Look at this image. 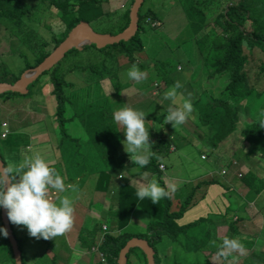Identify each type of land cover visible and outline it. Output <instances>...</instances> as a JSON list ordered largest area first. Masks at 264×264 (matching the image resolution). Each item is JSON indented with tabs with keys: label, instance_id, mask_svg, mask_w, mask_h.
Returning a JSON list of instances; mask_svg holds the SVG:
<instances>
[{
	"label": "rangeland",
	"instance_id": "obj_1",
	"mask_svg": "<svg viewBox=\"0 0 264 264\" xmlns=\"http://www.w3.org/2000/svg\"><path fill=\"white\" fill-rule=\"evenodd\" d=\"M21 1L23 5L32 3V0ZM35 1L32 3L34 8L31 9V13L24 16L22 26H13L6 22L0 23V83L11 84L14 78L18 77L19 79L23 73L37 67L35 66V60L40 52L49 50L47 51L48 57L71 31L63 38V30L66 25L65 22L64 25L61 22L62 12L48 0ZM85 1L83 0V4H80L81 0H74L68 4L66 11L71 15L74 13L72 16L68 15L69 23L73 20L79 21V23L88 21L89 23H86L89 24L95 33L103 35H115L122 31L121 28L127 22V18H129L128 12H130L133 3L132 0H96V3L100 5L99 8L98 5H90ZM203 1L208 0L143 1L138 13L141 16L140 25L143 24V29L139 34L142 50L134 63L138 65L141 71L146 73V77L139 84L128 79L126 73L134 63H130L120 53L118 48L112 46L115 44L101 48L96 47L94 44H84L69 50L50 70L41 74L37 81L29 86L28 94L19 95L15 93V95L7 99L1 97L6 92L4 94L1 93L0 123L3 121L7 122L8 129L11 132L6 139L0 140V152L4 159L8 161L15 158L13 149L4 141L13 142L18 137L24 138L26 142H16L21 147H18L17 161L23 159L25 155L39 153L49 162L51 167L55 164L49 159L54 158L55 163H61L62 170H58L61 175L64 172L70 179L79 175L82 181L86 179L85 175L88 176L91 182L90 186L85 190L80 183L74 180V185L78 190L76 192L71 191L73 201L79 200L80 197H82V201L84 199L85 201L94 200L92 180L98 181L99 177L103 178V191L106 192L109 174L116 176L119 172H123V169L113 168L109 162L110 160L103 161L99 158V151L102 145L95 142L94 137L95 134L101 136L105 131L101 130L99 126L95 127L93 121L96 120H87L78 113L74 106L80 105L82 113L87 111V106L94 104L98 111L104 112L106 109L102 108L103 92L106 95H114L118 88L115 85L123 84L121 90H125V92L131 89L137 92L141 91L143 104L138 103L140 100H137L136 95L128 99L126 96L125 103L127 100L129 107L144 112L146 127L149 128V131L160 133L162 130L168 134L170 128L163 122V118L164 112L167 115V109L171 102L164 99V93L175 81L179 80L183 83L184 88L181 91L184 92L185 96L191 93L192 103L198 101L203 104L206 97L222 99L221 94L226 86V79L223 75L217 78L209 75L208 70L205 68V66L208 68V65L204 63V61L208 60L205 58L206 54L202 53L201 47L205 46L204 50L207 53L208 46L212 47L213 41H219L220 37L227 36L221 32L222 28L218 21L219 13L225 7H229V3L235 4L238 0H209V4H205ZM248 3L254 4V0H249ZM261 6L262 0L259 2V7ZM193 8H200L198 13L202 16L196 15L197 11ZM188 9H190V14ZM100 11L101 14L99 15ZM145 11H149L147 17ZM97 15L99 17L96 19ZM151 15L152 20L150 19ZM153 22L157 23V26H151ZM197 23L204 27V30L196 34L195 25ZM61 39L62 41L57 46H54ZM45 43L47 45V47L45 45L46 48L43 47ZM50 73L55 74L52 76ZM56 74L64 76L63 90H65L69 98L67 107L74 109L75 112L73 119L66 118L69 125L64 123V114L59 121L54 116L56 101L53 96V83L49 81V77H56ZM128 84L130 86L126 87L125 85ZM71 85H73L71 92L76 95L74 97L69 92ZM37 95L43 97L48 108V114L45 113L46 115L44 116V113L39 112L37 108L38 100L41 99ZM180 103L181 101L178 100L176 106H179ZM229 105L230 107L235 106L232 102H229ZM263 105V96L258 97L255 92H252L250 96L236 106L240 118L239 121H243L242 123H247L250 120L259 121L261 113H264ZM193 107L195 109L193 113L195 118L190 116L184 125L173 129L176 132L174 134L175 138L170 137L173 139V144L175 142L178 148L183 147L184 142L187 146L184 147L182 152L178 150L173 153L175 157L165 155L161 159L166 165L170 166L172 174L182 176L183 180H187L188 175L186 176L184 173L188 174L190 173L189 171L195 169L198 174L201 167L209 166L208 177H219L220 171H227L228 168L232 167L231 163L233 161L239 164L237 167L239 174L242 168L253 170L257 168L258 172L254 171L256 174L260 172L264 174V153L249 154L248 144L244 141L245 132L235 135L239 141V149L236 150L234 155L232 153L235 151V145L231 143L227 145L221 142L219 144L220 148L215 150V152L204 151L203 146L211 143L209 138L213 133L207 132L206 128H204L205 131L198 130L200 127V123H196L199 110L198 103H195ZM260 107L261 111L258 109ZM96 112L94 111V114ZM154 115L157 118L155 122L151 120ZM245 119L248 120L244 121ZM87 122L91 123L87 124ZM2 125H5V123H2ZM2 130L3 128L0 125V133ZM41 131L43 133H38ZM34 132H37L41 140L37 145L32 141L33 145L31 142H27L30 137L29 134ZM24 143H27L28 146H23ZM154 143L157 146V143ZM79 151L86 153L88 158L80 159V154L77 153ZM120 151L121 149L119 148ZM203 152L204 154H202ZM61 153H64L65 157L63 162L61 157L60 159L57 158ZM120 154L124 164L129 163V161L127 162L128 157L125 151L124 153L120 152ZM202 155L205 156L204 161L201 160ZM101 172H103L102 175L100 174ZM134 172L137 171L130 169L127 174L130 175ZM227 179L234 180V184L238 183V178L232 175L231 169L227 171ZM52 191L50 198L58 203L59 198L64 193L59 197H55ZM183 192V197H177L179 203L173 207V213L184 205L190 194L189 187ZM193 198H195V201L203 200L206 203L209 196L207 193L204 194L197 190L193 193ZM250 199H256L255 195L251 196ZM260 199L264 201V192ZM193 203L194 199L188 200V204ZM95 206L100 208V210L93 211L91 208L85 207V205L80 208L79 206L75 207L72 228L62 236L55 238V240L45 241L31 238L26 228L13 225L17 238L23 243L22 252L25 264H29V262H33V264H102L97 251L92 252L91 248L77 247L76 240L80 234L84 237H91L93 241H98L106 233L111 235H118L123 232H131L135 235L146 233L149 221H141L143 220L142 217L136 216L134 220L137 223L131 221L132 223L121 228L123 225L117 223L116 208L108 209L100 204ZM200 209L196 211L185 208L184 214L179 218V220L183 219L185 222L181 224L177 218L176 226L188 223L187 219H191L193 212L201 211L198 215H203L204 206L202 205ZM207 209L212 210L213 206L209 204ZM137 210L144 212L142 206L136 208L132 214V220ZM83 213L86 215L84 223ZM144 213L148 216L146 212ZM244 215L253 219L262 217V213L256 209L253 203L248 205ZM147 216H144V218L148 219ZM214 221L218 232H220L219 238H224L227 226L221 220ZM102 225L107 228L106 231L101 229ZM168 225L169 232L171 234L176 232L175 238L179 241L174 240L175 238L163 236L155 244L159 259H163L160 264L169 263L173 259L172 256L178 262L185 261L184 259L189 254L184 248V241L179 239V236L182 235L181 232L177 231L174 225L169 223ZM82 227L86 229V233L82 232ZM84 237H80V242L81 239L85 241ZM190 242H192V239H190ZM82 244L84 243L82 242ZM5 247L8 249L4 236L0 235V264H12L8 260L11 257L9 249L8 251L5 250ZM232 253L233 256L228 262L237 264L239 262V252ZM195 254V251L190 253L189 258H187L189 263L192 262L191 259H195ZM128 256L127 264H140L138 262V252L128 254ZM222 263H224V259Z\"/></svg>",
	"mask_w": 264,
	"mask_h": 264
},
{
	"label": "trees",
	"instance_id": "obj_2",
	"mask_svg": "<svg viewBox=\"0 0 264 264\" xmlns=\"http://www.w3.org/2000/svg\"><path fill=\"white\" fill-rule=\"evenodd\" d=\"M33 1L36 2L35 0H32V3ZM48 1L55 8L62 12L61 22L63 23V25L65 22L66 25L63 30L64 38L66 34L79 23V21L76 20H73L71 23H69L68 21V15L72 16L74 13L72 15L69 14L66 11L67 6L74 0ZM208 1L203 2L205 4H209L210 2L208 3ZM248 1L249 0H238L235 4L231 3L229 7H225V9L219 13L218 21L222 28L221 32L225 33L227 36L220 37L219 41H213L211 44L212 47L208 46L207 53L204 50L205 46L201 47L202 53L206 54L205 58L208 60L204 61V63L208 65V68L206 66L205 68L208 70L209 75L215 78L223 75L226 79V86L224 85L225 88L221 94L222 99H213L212 97H206L205 102L203 103L204 105L198 101L193 102V105L195 103H198L199 107V110L197 112L198 119L196 120V123H200V127L198 130L205 131L204 128H206L207 132L213 133L210 138L208 137L211 143H207L206 146L212 151H215L220 148L219 144L221 142L227 145L228 143H231L235 145V151L232 153L233 155L236 153V150L239 149V141L235 135L241 132L246 133L244 141L248 144V152L250 155H253L255 153H264V128H260V120H250L247 123H242L243 121H239L240 118L238 116V109L236 107L248 96H250L252 92H255L258 97L263 96L264 98V0H262L261 7H259L260 0H254V4H250L248 3ZM85 2H88L90 5H98V7L100 8V5L99 3H96V0H86ZM32 3L30 5H23L21 0H0V23L6 22L13 26H22L24 16L31 13V9L34 8ZM80 4H83V0H81ZM193 9L197 11L196 15L202 16L200 13H198L200 11V8ZM148 12L149 11H145L146 17L148 15ZM188 12L190 14V9H188ZM100 14L101 11L99 15ZM99 15H97L96 19L99 17ZM138 19V31L135 36L130 38L128 41H120V43L112 45L118 48L120 53L123 54L130 63H134L136 61L138 55L140 54V51L142 50L140 45L141 42L139 40V34L143 29V24L140 25L141 16L139 14ZM150 19L152 20V15ZM128 23L129 18H127V22L122 26V31L128 26ZM153 23H151V26H153ZM62 39L59 42L57 41L54 46H57L62 41ZM45 45L46 43L43 45V47H45ZM47 51L49 50H42L40 52L35 60V66L39 65L47 57ZM54 74L55 73H50V75L52 76ZM52 76L49 77V80L53 83V96L56 101L55 115L56 118L60 120L64 114L65 123L66 107L68 106L67 101L69 98L68 94L65 92V90H63L64 76L59 74H56V77ZM16 80H18V77L14 78V81H12V83H14ZM33 84L34 83H32L31 85ZM115 86L118 87L116 92L121 91V88H123V84H118ZM72 87L73 85H71V87L69 88V92L72 94V97H74L76 95L71 92ZM13 95H15V93L6 92L1 97L9 99ZM229 102L234 103L235 106L230 107ZM108 107V101L102 94V108ZM86 108L87 116L92 117L95 111L94 104H90ZM258 109L260 111L262 110L261 107ZM165 116L166 113L164 112V118ZM100 118L101 116L98 113L95 117V120H99ZM260 119H264V117L260 115ZM151 120L153 122L157 121L156 116L154 115L153 117H151ZM246 120L248 119H245L244 121ZM167 125L170 128L168 134H166L162 130L160 133L152 131V137H155L154 140L157 143L155 152L156 154H159L160 157L167 154V150L170 148L171 144H173V139L170 137L171 135H174L176 133L173 130L174 128L171 127V124ZM16 142V140L13 142L4 141V143H6L10 148L13 149V155H15V158L12 160L15 161H17V152L19 150ZM100 156L103 161H106L108 159L101 153ZM60 157L61 161L63 162L64 153H61ZM0 158L2 161L7 163V160L4 159L1 152ZM108 160H110L109 162L111 163L113 168L124 169L126 167L119 149L116 156L113 159ZM156 161L157 158L154 156L151 159L149 165H147L143 169L147 170V168H150L151 171L159 174L158 163ZM133 165L135 164L131 163L130 166ZM52 167H55L57 170H62L61 163H56ZM99 178L100 182L96 187V190L101 191L103 189V178ZM250 178L253 179L258 190L264 188V179L259 178L252 173H250ZM160 184L162 187H164L162 182H160ZM52 194L55 195V197H59L62 193H57L55 190H53ZM170 199V197L164 198L160 200L156 205H153L150 199H138L136 196L135 188L131 187L125 182L120 183L117 195V223L119 225L120 223L121 225H124L121 228L126 227L125 223H128L130 221L132 211L135 208H140V206L144 208V212L148 214V216L150 217V221L146 227L147 234L141 233L139 235H135L131 232H123L116 236L108 233L104 234L101 244H99L98 246L96 244L95 246H97L98 251L104 256L106 264H117L116 262L118 259L119 251L124 247L126 242L133 237L145 239L155 251V264L162 263L163 259H159L156 253L155 244L160 241L163 236L174 239L175 235H177L176 232L172 234L169 232L168 223L174 225L176 227V230L184 235V239L181 238L182 235L179 236V239L184 241V244H186L184 248L186 252H189V254H187V258H189V255L192 251L196 252L195 259H191V263L188 262L187 258L184 259L185 261L178 262L177 259L174 258V256H172L173 259L169 263L175 262L174 264H221L222 260L224 259V263L222 264H231L228 262V260L233 256V253H230L226 257H218L216 255L218 250L217 247H212L209 245L210 240H215L217 245H219L222 240L220 241L216 238L214 230H206L204 225L205 217L199 216L194 221H191V223L188 222L186 224L176 226L177 218L179 220V218H181V216L184 214L185 208H187L188 206V200L190 199H186L184 205L174 213L171 211L172 201ZM225 223L229 225L231 229H233L234 222L232 218H227ZM0 227H3L1 217ZM10 227L15 239L17 240L18 247L22 252L23 243L20 239L17 238L13 224L10 223ZM190 239H192V242H190ZM174 240L177 239L175 238ZM241 242L243 244L247 243V241L245 240H241ZM5 243L7 248L9 249V253L11 254V257L8 258V260L13 264L14 259L12 256L10 243L7 238H5ZM8 249H6L5 247V250L8 251ZM135 252L139 253L138 262L140 264H146V258L141 249L133 248L129 251L128 254H132ZM256 253V250L251 251V249L247 248L245 252L239 253V262L237 264H264V258L255 257ZM23 256L24 255L22 253V261L23 264H25ZM128 258L129 256L127 255V259Z\"/></svg>",
	"mask_w": 264,
	"mask_h": 264
},
{
	"label": "clouds",
	"instance_id": "obj_3",
	"mask_svg": "<svg viewBox=\"0 0 264 264\" xmlns=\"http://www.w3.org/2000/svg\"><path fill=\"white\" fill-rule=\"evenodd\" d=\"M126 75L129 80L137 84L146 77V73L141 71L135 63L131 65ZM183 88V83L177 80L164 93V99L171 102L164 123L171 124L174 129L184 125L190 116L195 118L191 93L185 96L184 92L181 91ZM178 100L181 103L176 106ZM261 116L264 117V113H261ZM113 120L123 129L125 139L121 143L132 163L138 165L139 168H145L154 156L157 159H162V157L157 156L155 151H152L153 143H150L149 128L146 127L144 112L123 106L114 112ZM259 124L260 128H264V119H260ZM5 138L0 136L1 140ZM201 159L205 160V156L202 155ZM237 164L238 162L235 161L231 163L232 167ZM227 171L221 170L219 177H207L202 182L206 184L217 183V179L227 174ZM241 175L238 174L239 177H242ZM123 177L122 173L121 178ZM137 184V198L140 200L150 199L153 205L164 198H168L170 192L175 191L173 184L169 183L166 187H162L155 176L149 179L148 173H144L143 178L138 180ZM52 190L57 193H65L68 190L76 192L78 189L75 185H66L65 177L55 167H51L49 162L39 153L25 155L19 161L0 162V207L6 210L8 221L13 225L26 228L31 238L45 241L55 240L73 226V199L69 195H63L57 203L50 198ZM201 193L205 194V190ZM147 220L141 221L146 222ZM0 235L7 238L9 233L7 229L0 227ZM103 235L98 242L103 241ZM209 245L217 247L216 255L218 257H226L232 252L243 253L246 251L240 238L224 237L219 245L215 240H210ZM16 264H23V261L17 260ZM29 264H33V262H29ZM102 264L104 263L102 262Z\"/></svg>",
	"mask_w": 264,
	"mask_h": 264
},
{
	"label": "crops",
	"instance_id": "obj_4",
	"mask_svg": "<svg viewBox=\"0 0 264 264\" xmlns=\"http://www.w3.org/2000/svg\"><path fill=\"white\" fill-rule=\"evenodd\" d=\"M158 22H160V21H158ZM202 30H204V27H201L197 23L195 25L196 34L199 32H202ZM188 77H189V75H188ZM128 85L130 86V84H128ZM128 85H126V87H128ZM135 92H137V91L132 90V89L127 91V92H125V90H121L119 92H115L114 95H106L103 92L104 97H106V100L108 101L109 107L105 108L106 111H104V112L98 111L97 108L94 107V110L97 112L92 117H90V119L87 116V111L81 113L82 108H80V105L74 106L75 109L78 110V113L81 114L83 117H85L87 120H95V117L98 113L101 116V118L99 120L93 121V123L95 124V127L99 126L101 130L105 131V132H103V134L101 136H97L95 134V137H94V141L97 143H100L102 145V147L100 148V151H99V158H101V156H100V153H101V154L105 155V157H107L108 159H113L116 156L119 148L121 149L120 152L124 153L123 145L121 143L125 139V137L123 135V129H121L114 122L113 114L119 108H121L123 106H128L127 100L125 103L126 96L128 99V98H131L134 95H136L137 100H140V101H138V103L143 104V101L141 100V94H142L141 91H139L137 93H135ZM37 96H38V98H41L40 100H38L37 108H38L39 112L44 113L43 114V116H44V115L48 114V112H47L48 108L45 105L43 97L41 95H37ZM54 116L56 117L55 114H54ZM74 116H75L74 109H72L70 107H66L65 120H66V118H72L73 119ZM72 119H71V121H72ZM2 123H5V129H7V131H8V134H7V136H8L11 133L10 130L8 129V124H7V122L3 121L0 123L1 127H2ZM67 123H68V121L65 122V124H67ZM89 123H91V122H87V124H89ZM68 125H69V123H68ZM79 128H80V125H79ZM38 133H43V132L41 131ZM149 135H150V143H153L152 151H155V149L157 147L156 145H154L155 144L154 143L155 137H152V132H150V131H149ZM29 136L30 137H29V140L27 142L32 141L34 144L37 145L41 141L40 136L37 135V132L30 133ZM171 137H174V135H171ZM16 141H18L17 143L26 142V140L24 138H20V137L16 138ZM32 142H31V144H32ZM23 146H28V144L24 143ZM186 146H187V144L184 142L183 147L178 148L176 146V143L174 142V144H171L170 148L167 150V154H165V155H171L172 157H175L173 153L177 152L178 150H180L182 152L184 147H186ZM18 147H20V145ZM203 148L205 149L204 151H207V150L210 151L211 150L210 148H208L206 146V144L203 146ZM58 153L60 154V152H58ZM64 153L66 154V152H64ZM77 153L80 154V159H82V160L88 158V155L86 153H83L82 151H79ZM125 154L128 157L127 162L129 161V163L126 164V167L123 169V172H119L116 176L109 174V179L107 181V182H109L108 183V189L106 190V192L103 191L104 186H103V189L101 191L96 190V187L99 185L100 178L98 181L94 179V180H92V185H93L92 193L95 195L94 200L85 201V199H84V201H82V197H80L79 200L73 201V207L74 208L77 206H79V208H80L82 205H85V207L91 208L93 211H98V210H100V208H97L95 205L100 204L102 207H106L108 209L116 208V210H117V195H118L120 183L125 182L128 185H130L131 187L137 189V187H138L137 181L143 178L144 173H148L149 179L152 176H155L159 182H162L164 187H166L169 183H171L175 186V191L170 192V196H169L171 198L170 200L172 201V205H171L172 209L176 204L179 203V200L177 199V197L178 198L183 197V195H184L183 191L187 187H189L190 194L187 197V199H191V200L194 199V203L188 204L187 208L189 210H196L197 211V210H201L200 208L203 205L205 210L203 211L204 212L203 215H198L201 211L193 212L191 219H189V220L187 219V222L191 223V221H194L199 216L205 217L204 225H205L206 230H209V231L214 230V232L216 234V238L221 241V240H223V238L222 239L219 238L220 232H218L216 223L214 221V220H221L224 223V225L227 226V231H226L224 237L240 238V240L247 241V243L244 244L245 249L249 248V249H251V251L256 250L257 253H256L255 257L264 258V201H262L260 199L261 195L264 192V188L258 190L255 186L253 179L250 178V173H252V174L258 176L259 178L264 179V174L262 172H260L259 174H256L254 172V171L258 172L257 168H255L254 170L249 169V168H242L241 173H240V174H242V177H239L238 176L239 173L237 170V167L239 164H237L236 166L232 167L231 170H232V175L236 176L238 178L237 179L238 183L234 184V180L227 179V174H225L223 177H220L217 179V183L206 184V183H203L202 181H204L208 177L207 171H208L209 166L201 167V170H199L198 174H197V170H195V169H193L192 171H189L190 173H188V174L184 173L186 176L188 175V178H187V180H183L182 176L172 174L170 166L166 165L163 161H161V159H157V161H156L158 163V167H159V165L164 166V170L158 169L159 170L158 173L160 174L159 175V174H156L155 172L151 171L150 168H147V170H144L143 168L142 169L139 168L138 165L130 166L132 163L130 160V157L127 153H125ZM202 154H204V152ZM165 155H163V156H165ZM157 156H159V154H157ZM163 156H161V157H163ZM57 158L60 159V155H58ZM49 160L54 162V164H56L54 158L49 159ZM202 161H204V160H202ZM198 165H199V163H198ZM130 169L136 170L137 172H134V173L128 175L127 172ZM102 173L103 172H101L100 174L102 175ZM122 173L124 175L123 178H121ZM62 176L65 177V184L66 185H68V184L74 185V180H75L76 182L80 183V185L83 187L84 190L90 186L91 180L88 178L87 175H85L86 179L84 181H82V179L80 178L79 175L76 176L75 178L70 179V177L67 174H64V172H63ZM197 190L199 192L205 190V194L207 193V195L209 196V199L206 201V203H204L203 200H196L195 201V198H193V193L196 192ZM64 195H69L72 198L71 190H68L67 192H65ZM253 195H255L256 199H250V197ZM201 199H203V198H201ZM250 203H253L254 206L256 207V209H258L262 213L261 218L253 219V218H250L249 216L244 215V213L247 210V207ZM209 204L211 206H213L212 210L207 209ZM134 210L132 211V214H133ZM132 214L130 217V221L128 223L127 222L125 223L126 225H128L129 223H132L131 221L136 222L134 220L136 216L142 217L143 220H145L144 216H147L144 212H140L137 210L134 213L133 220H132ZM85 216L86 215L84 214L83 223H84V221H86ZM147 218H148L147 222L150 221V218L148 216H147ZM227 218H232V220L234 222L233 229H231L230 226L225 223ZM184 222L185 221H183V219L179 220V223H181V224ZM102 226L104 227V225H102ZM102 226H101V229L103 231H106L107 228L103 229ZM82 232L86 233V229H84L83 227H82ZM114 236H116V235L114 234ZM80 237H84V236H81V234H80L77 237V240H76L77 247L79 246L80 248H85V249L91 248V251H92V248H94L98 242L96 240L93 241L92 238L89 236H85L84 237L85 241L83 239H81V242H80ZM181 238L184 239V235H182ZM90 241H92V242L90 243ZM82 242L84 244H82ZM92 252H95V251H92ZM98 257L100 259L99 252H98Z\"/></svg>",
	"mask_w": 264,
	"mask_h": 264
},
{
	"label": "water",
	"instance_id": "obj_5",
	"mask_svg": "<svg viewBox=\"0 0 264 264\" xmlns=\"http://www.w3.org/2000/svg\"><path fill=\"white\" fill-rule=\"evenodd\" d=\"M144 0H133L129 12L128 26L118 34L103 35L95 33L88 23L80 22L69 32L68 36L62 41L46 59H44L37 67L29 72H25L14 83H0V94L4 92L18 93L25 95L29 91V86L36 81V79L45 71L50 70L64 55L73 48H78L84 44H94L96 47L101 48L106 45L119 43L120 41H128L135 36L138 31V13ZM73 38H78V42L72 44ZM0 162H3L0 158ZM1 222L3 228L7 229L9 235L7 240L10 243L12 256L16 264L17 260L22 261V252L18 247L17 240L15 239L10 222L6 216V210L1 207L0 209ZM133 248H139L143 251L146 257V264H155L154 249L147 243L145 239L133 237L129 239L124 247L119 251L117 264H126L127 255Z\"/></svg>",
	"mask_w": 264,
	"mask_h": 264
},
{
	"label": "built area",
	"instance_id": "obj_6",
	"mask_svg": "<svg viewBox=\"0 0 264 264\" xmlns=\"http://www.w3.org/2000/svg\"><path fill=\"white\" fill-rule=\"evenodd\" d=\"M153 26H157V23H153ZM2 127L4 128L3 129V132L1 133V138H5L6 135L8 134V131L7 129H5V125H2ZM159 169L160 170H164V166L163 165H159ZM101 240L98 242L97 246L100 244ZM97 246H95L94 248H92V251H98V248ZM99 252V251H98ZM100 254V258H101V262H103L105 264V259H104V256L99 252Z\"/></svg>",
	"mask_w": 264,
	"mask_h": 264
},
{
	"label": "bare ground",
	"instance_id": "obj_7",
	"mask_svg": "<svg viewBox=\"0 0 264 264\" xmlns=\"http://www.w3.org/2000/svg\"><path fill=\"white\" fill-rule=\"evenodd\" d=\"M74 42H78V38H73L72 44H73Z\"/></svg>",
	"mask_w": 264,
	"mask_h": 264
},
{
	"label": "flooded vegetation",
	"instance_id": "obj_8",
	"mask_svg": "<svg viewBox=\"0 0 264 264\" xmlns=\"http://www.w3.org/2000/svg\"><path fill=\"white\" fill-rule=\"evenodd\" d=\"M23 253V252H22Z\"/></svg>",
	"mask_w": 264,
	"mask_h": 264
}]
</instances>
